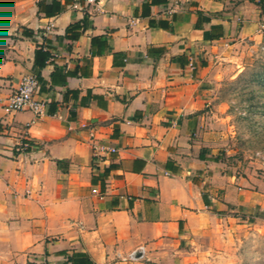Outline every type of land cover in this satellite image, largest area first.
I'll return each instance as SVG.
<instances>
[{
  "label": "crops",
  "instance_id": "obj_1",
  "mask_svg": "<svg viewBox=\"0 0 264 264\" xmlns=\"http://www.w3.org/2000/svg\"><path fill=\"white\" fill-rule=\"evenodd\" d=\"M263 19L264 0H0V97L32 74L42 101L0 102V264H208L258 199L204 116Z\"/></svg>",
  "mask_w": 264,
  "mask_h": 264
},
{
  "label": "rangeland",
  "instance_id": "obj_2",
  "mask_svg": "<svg viewBox=\"0 0 264 264\" xmlns=\"http://www.w3.org/2000/svg\"><path fill=\"white\" fill-rule=\"evenodd\" d=\"M236 52L214 79L203 129L222 167L258 202L249 219L221 231L208 264H264V39Z\"/></svg>",
  "mask_w": 264,
  "mask_h": 264
},
{
  "label": "built area",
  "instance_id": "obj_3",
  "mask_svg": "<svg viewBox=\"0 0 264 264\" xmlns=\"http://www.w3.org/2000/svg\"><path fill=\"white\" fill-rule=\"evenodd\" d=\"M77 2H83L85 4H94L96 0H73ZM259 34L264 36V19L259 26ZM39 88V82L37 78L32 74H26L21 77L16 87L13 89L10 95L7 97H0L2 107L5 111H19L30 110L34 113L40 112L42 101L37 97ZM27 143H24L22 147H26Z\"/></svg>",
  "mask_w": 264,
  "mask_h": 264
},
{
  "label": "water",
  "instance_id": "obj_4",
  "mask_svg": "<svg viewBox=\"0 0 264 264\" xmlns=\"http://www.w3.org/2000/svg\"><path fill=\"white\" fill-rule=\"evenodd\" d=\"M162 70V67L161 66H158L157 68H156V76L158 75V72L159 71H161ZM88 236H89V233H86L85 234V236H84V242H85V245H86V247H87V249L89 250V252L91 253V255L93 256V257H95L96 256V251H94L93 249H92V245H91V243H90V241L88 240ZM142 249L141 248H139L137 251H134L132 254H131V257L132 258H139V257H141L142 256Z\"/></svg>",
  "mask_w": 264,
  "mask_h": 264
},
{
  "label": "trees",
  "instance_id": "obj_5",
  "mask_svg": "<svg viewBox=\"0 0 264 264\" xmlns=\"http://www.w3.org/2000/svg\"><path fill=\"white\" fill-rule=\"evenodd\" d=\"M250 1H253V0H250ZM190 2V1H189ZM75 25H72V26H70V27H68V29H71V28H73ZM220 35V34H219ZM40 51L38 50V51H36V53H35V58H34V64L36 65V67H38V68H41V67H43L44 66V62H45V60L49 57V54L48 53H46V52H42V54H40V55H42L41 57H42V61H39L38 60V53H39ZM36 78H37V80H38V82H39V77L37 76V75H34ZM217 158H219V157H216V159Z\"/></svg>",
  "mask_w": 264,
  "mask_h": 264
}]
</instances>
